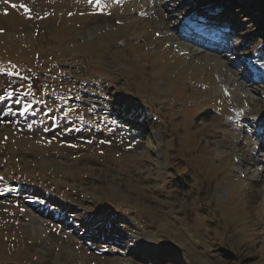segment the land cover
Instances as JSON below:
<instances>
[{
  "label": "rangeland",
  "instance_id": "374dc122",
  "mask_svg": "<svg viewBox=\"0 0 264 264\" xmlns=\"http://www.w3.org/2000/svg\"><path fill=\"white\" fill-rule=\"evenodd\" d=\"M213 1L262 47L264 0H0V264H264V78L178 33Z\"/></svg>",
  "mask_w": 264,
  "mask_h": 264
},
{
  "label": "snow or ice",
  "instance_id": "6c2138e0",
  "mask_svg": "<svg viewBox=\"0 0 264 264\" xmlns=\"http://www.w3.org/2000/svg\"><path fill=\"white\" fill-rule=\"evenodd\" d=\"M4 2L6 4H10L11 8H13V9H16V8L22 9L25 14H28L29 19H31V11L32 10L29 8L28 5H26L24 3H20V4L12 3L11 0H4ZM86 2H87L88 5H90L95 10L93 14H110V13H107L105 11V9L107 7H109V4L106 3L105 0H86ZM111 3L121 4L122 0H111ZM7 14H8V11H7V9H5L4 10V15H7ZM45 15H47V14H45ZM69 15H72V13H69ZM116 23L119 24V23H121V21H116ZM3 31H4L3 29H0V33H3ZM156 35L158 36L159 33H157ZM15 91L18 92L19 89H16ZM20 94L23 95L24 93L21 92ZM13 96H14V91L13 90H8V91H6L5 95H0V100H5L6 97L7 98H12ZM75 98L77 100L82 99V97H80V96H77ZM15 103L16 104H20V100L16 99ZM30 108H32V104H30V103L29 104H25L24 107H23V112H27L28 109H30ZM61 111H63V110H61ZM69 111H73V109H70ZM89 111H92V109H89ZM9 112H11V109H9ZM237 114L239 115V113H237ZM67 116H68V113L64 112V117L67 118ZM0 123H3V121H0ZM28 127H29V129H31L32 128V124H29ZM45 130L47 131V129H45ZM73 130L80 131L79 128H65V131H67V132H71ZM103 142L104 141H101V143H103ZM69 147H76V145L70 144ZM2 179H3V177H0V180H2ZM21 211H24V209H21ZM98 211H100V210H98ZM98 224H99V226L101 228H103V226L105 224V220L104 219H100L98 221ZM112 227H113L114 230L119 231V229L116 226V222L115 221L112 222ZM131 238L132 237H128V239H131Z\"/></svg>",
  "mask_w": 264,
  "mask_h": 264
},
{
  "label": "trees",
  "instance_id": "16d2710c",
  "mask_svg": "<svg viewBox=\"0 0 264 264\" xmlns=\"http://www.w3.org/2000/svg\"><path fill=\"white\" fill-rule=\"evenodd\" d=\"M261 6H263V4H261ZM248 50V49H247ZM250 51V50H249ZM263 51H264V47H263ZM138 125H142V124H144L145 123V121H143V119H141V118H139V122H136ZM221 253L223 254V255H225V256H228V257H230L224 250L223 251H221ZM220 253V254H221Z\"/></svg>",
  "mask_w": 264,
  "mask_h": 264
},
{
  "label": "bare ground",
  "instance_id": "6f19581e",
  "mask_svg": "<svg viewBox=\"0 0 264 264\" xmlns=\"http://www.w3.org/2000/svg\"><path fill=\"white\" fill-rule=\"evenodd\" d=\"M228 81V80H227Z\"/></svg>",
  "mask_w": 264,
  "mask_h": 264
}]
</instances>
